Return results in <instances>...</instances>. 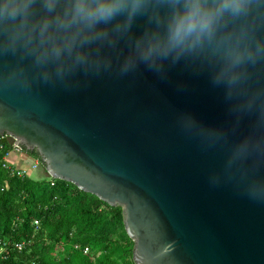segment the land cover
Masks as SVG:
<instances>
[{
	"label": "water",
	"instance_id": "95a60500",
	"mask_svg": "<svg viewBox=\"0 0 264 264\" xmlns=\"http://www.w3.org/2000/svg\"><path fill=\"white\" fill-rule=\"evenodd\" d=\"M0 61V144L37 151L53 178L122 206L136 264H264V197L221 171L224 150L184 135L176 113L223 109L204 83L150 73L71 84L9 81Z\"/></svg>",
	"mask_w": 264,
	"mask_h": 264
},
{
	"label": "clouds",
	"instance_id": "9594fccd",
	"mask_svg": "<svg viewBox=\"0 0 264 264\" xmlns=\"http://www.w3.org/2000/svg\"><path fill=\"white\" fill-rule=\"evenodd\" d=\"M0 61L9 81L204 83L223 119L183 107L177 127L222 148L223 174L264 197V0H0Z\"/></svg>",
	"mask_w": 264,
	"mask_h": 264
},
{
	"label": "trees",
	"instance_id": "16d2710c",
	"mask_svg": "<svg viewBox=\"0 0 264 264\" xmlns=\"http://www.w3.org/2000/svg\"><path fill=\"white\" fill-rule=\"evenodd\" d=\"M13 148L1 143L0 264H136L122 206L64 179L22 173L6 159Z\"/></svg>",
	"mask_w": 264,
	"mask_h": 264
},
{
	"label": "rangeland",
	"instance_id": "374dc122",
	"mask_svg": "<svg viewBox=\"0 0 264 264\" xmlns=\"http://www.w3.org/2000/svg\"><path fill=\"white\" fill-rule=\"evenodd\" d=\"M22 152L26 153L27 156L26 154ZM28 158L31 160H37L39 162V165L32 170V174L34 178L36 179H50L51 178V175L48 173V171L46 170V167L41 162V160L36 159V157L34 158L30 153H28L23 148L17 149L16 151L12 150L8 154V161L12 164L19 165L22 162V160H26Z\"/></svg>",
	"mask_w": 264,
	"mask_h": 264
},
{
	"label": "built area",
	"instance_id": "2783aa9c",
	"mask_svg": "<svg viewBox=\"0 0 264 264\" xmlns=\"http://www.w3.org/2000/svg\"><path fill=\"white\" fill-rule=\"evenodd\" d=\"M20 148L21 147L14 146L13 150H17V149H20ZM0 150H1V144H0ZM38 165H39V162L37 160H33V163L30 164L29 166H25L24 165L23 167L22 166H18V167L20 168L22 173L32 175V170L35 167H37ZM35 223L39 224V220H36ZM27 244H29V241H26V240L19 241V242L16 243V247L19 248V249H23ZM4 251H5L4 248L0 249V254H2ZM85 251L88 252L89 251V247H86Z\"/></svg>",
	"mask_w": 264,
	"mask_h": 264
},
{
	"label": "crops",
	"instance_id": "0c3cea01",
	"mask_svg": "<svg viewBox=\"0 0 264 264\" xmlns=\"http://www.w3.org/2000/svg\"><path fill=\"white\" fill-rule=\"evenodd\" d=\"M16 151V150H15ZM22 153H24V152H22ZM24 154H26V153H24ZM26 156H27V154H26ZM6 159H7V161H8V155L6 156ZM9 162V161H8ZM10 163V162H9ZM33 163V160H31V159H26V160H22V162L19 164V165H17V164H15V165H17V166H29L30 164H32ZM12 164V163H11ZM33 175V174H32Z\"/></svg>",
	"mask_w": 264,
	"mask_h": 264
}]
</instances>
